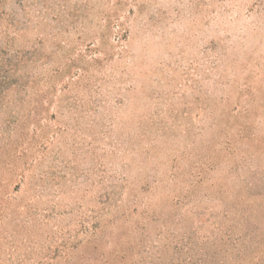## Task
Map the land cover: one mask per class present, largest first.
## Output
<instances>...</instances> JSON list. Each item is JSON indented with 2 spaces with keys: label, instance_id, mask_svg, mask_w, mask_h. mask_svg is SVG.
I'll list each match as a JSON object with an SVG mask.
<instances>
[{
  "label": "rangeland",
  "instance_id": "374dc122",
  "mask_svg": "<svg viewBox=\"0 0 264 264\" xmlns=\"http://www.w3.org/2000/svg\"><path fill=\"white\" fill-rule=\"evenodd\" d=\"M0 264H264V0H0Z\"/></svg>",
  "mask_w": 264,
  "mask_h": 264
}]
</instances>
